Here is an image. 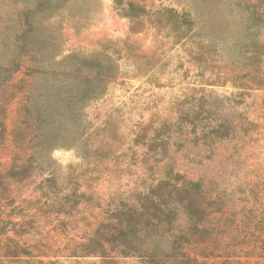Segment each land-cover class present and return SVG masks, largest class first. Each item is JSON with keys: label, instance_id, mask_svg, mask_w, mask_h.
I'll use <instances>...</instances> for the list:
<instances>
[{"label": "rangeland", "instance_id": "rangeland-1", "mask_svg": "<svg viewBox=\"0 0 264 264\" xmlns=\"http://www.w3.org/2000/svg\"><path fill=\"white\" fill-rule=\"evenodd\" d=\"M82 1L12 83L82 68L100 94L75 116L11 86L0 5V264H264V0Z\"/></svg>", "mask_w": 264, "mask_h": 264}, {"label": "trees", "instance_id": "trees-1", "mask_svg": "<svg viewBox=\"0 0 264 264\" xmlns=\"http://www.w3.org/2000/svg\"><path fill=\"white\" fill-rule=\"evenodd\" d=\"M4 1L15 6L13 12H11L10 15L7 14L6 17V19H9L11 22V25L8 26L7 34L10 36H15V38L10 41V44L13 47V52L12 55L8 57V65L11 72L9 83L12 84L14 82L15 74L19 71V69L29 61L36 60V55L33 53V51L37 44H40V47H45L47 49L53 47L54 41L52 39L40 40L37 38V36H41L44 33L48 35L50 34L48 30L43 28L44 25L42 24H51L55 26L61 33H63L65 29L64 23L67 22L66 19L69 18V20L76 21L77 18H80V15L77 13V11L74 12L71 7L67 8V5L72 4L71 2L73 0H0V5H4ZM82 2H85V0ZM128 7L133 8L135 7V4L130 2L128 3ZM257 58H260V56L258 55ZM245 59H248V56H246ZM239 61H241V59H239ZM117 67L118 66L116 64L109 61V63L104 66V71L105 73L114 74ZM28 70L29 76H32L31 78L34 80L21 79L19 83L14 85L12 84L11 86H15L14 89H19V87L22 88L24 85H26V87L30 86V90L33 92L32 95L35 97L39 84H48L49 94L47 101H53L51 104L54 105L56 101L65 100V108L68 109V112L71 114L73 113L74 116L78 114L80 108L86 104V101L98 98V95L100 94L99 92L91 90L93 89L91 86H89V80L91 81V78L87 79V84H85L84 77L81 75V72H83L82 68L68 70V74L63 76L57 73L59 68L52 69L48 78L46 77L44 81H41L39 78V66L32 65L30 68H28ZM253 85L261 86L257 82H254ZM62 87L65 88L63 89ZM64 94L65 96H63ZM6 107V104H0V143L5 140L7 134V126L5 121ZM37 109L39 114L38 116L41 118L43 113L42 109L40 106ZM28 111L30 113L33 112L31 108H28ZM52 121H54V119L51 115V118L49 117L48 120L41 118L40 121L34 119L31 124L27 122V126H30L28 127L31 129V131L36 132L43 127L42 124H47L49 122L51 124ZM222 128L223 125H218V127H213V130L218 132L219 135ZM43 135H45L43 132L41 134H34L35 139L33 140L35 142H33V144H36V142L39 144L41 141L45 142V140L41 138ZM47 144L49 147H54L57 142L55 139H53L48 141ZM37 157L41 159L36 153L33 152V154L28 156L27 161H30L31 159L33 160ZM182 187L186 194H192L194 192L200 191L201 183L199 181L189 180V182L184 183ZM188 206L190 209H192V224L194 227L198 228L200 224V208H193L189 203ZM133 231V226L129 224L128 226L124 227L123 232L127 233Z\"/></svg>", "mask_w": 264, "mask_h": 264}]
</instances>
